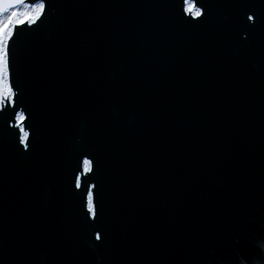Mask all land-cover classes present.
Segmentation results:
<instances>
[{
  "label": "water",
  "instance_id": "1",
  "mask_svg": "<svg viewBox=\"0 0 264 264\" xmlns=\"http://www.w3.org/2000/svg\"><path fill=\"white\" fill-rule=\"evenodd\" d=\"M43 2L9 40L0 264H244L264 247V0Z\"/></svg>",
  "mask_w": 264,
  "mask_h": 264
},
{
  "label": "snow or ice",
  "instance_id": "2",
  "mask_svg": "<svg viewBox=\"0 0 264 264\" xmlns=\"http://www.w3.org/2000/svg\"><path fill=\"white\" fill-rule=\"evenodd\" d=\"M44 9L43 0H35L32 3H26L25 0H0V109L5 105L14 106V96L16 95L12 87L9 86V40L13 37V30L22 23L34 24L40 18ZM184 12L193 18L202 16L201 7H197L193 0H184ZM258 19H260V16L254 12L249 11L246 14V22H248L249 27H255ZM13 119L15 120L13 126L19 129V143L27 148L26 140L29 133L23 125L26 119L24 112L15 111ZM81 167L82 171L75 176L78 188L80 187L81 177L92 171L91 161L84 158ZM91 187L89 186L86 194V207L89 217L95 215V196L93 191L90 190ZM96 238L99 240L100 235L97 234ZM256 240L264 244V233L258 235ZM238 257L239 261H243L244 264H251L254 257H260L261 264H264V247L258 248L254 242L247 251H240Z\"/></svg>",
  "mask_w": 264,
  "mask_h": 264
},
{
  "label": "flooded vegetation",
  "instance_id": "3",
  "mask_svg": "<svg viewBox=\"0 0 264 264\" xmlns=\"http://www.w3.org/2000/svg\"><path fill=\"white\" fill-rule=\"evenodd\" d=\"M202 10V9H201Z\"/></svg>",
  "mask_w": 264,
  "mask_h": 264
}]
</instances>
